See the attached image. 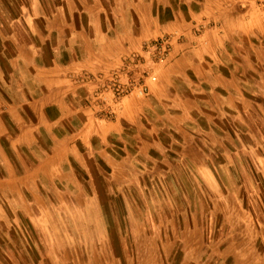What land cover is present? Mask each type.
<instances>
[{
    "label": "crops",
    "instance_id": "1",
    "mask_svg": "<svg viewBox=\"0 0 264 264\" xmlns=\"http://www.w3.org/2000/svg\"><path fill=\"white\" fill-rule=\"evenodd\" d=\"M53 7L31 15L41 17L42 29L12 33L11 54L5 46L0 54V197L20 199L26 214L43 213L57 197L78 208L82 197L116 196L146 162L182 157L202 165L201 136L228 132L221 119L249 114L264 87V43L249 40L264 37V17L236 1L69 0ZM164 34L180 38L152 71L157 79L146 78L147 95L116 101L109 90L92 101L109 75L128 79L126 55ZM86 74L102 79L76 81ZM5 212L0 204V219Z\"/></svg>",
    "mask_w": 264,
    "mask_h": 264
},
{
    "label": "rangeland",
    "instance_id": "2",
    "mask_svg": "<svg viewBox=\"0 0 264 264\" xmlns=\"http://www.w3.org/2000/svg\"><path fill=\"white\" fill-rule=\"evenodd\" d=\"M60 1L69 0H0V54L3 46L4 55L11 54L12 33L42 29L41 17L32 16L50 13ZM233 1L264 17V0ZM262 37L249 40L264 43ZM165 38L169 49L159 56L154 45ZM179 38L149 39L142 53L123 62L139 53L134 77L157 79L152 71L167 61ZM258 91L249 114L221 119L228 132L201 136L207 156L202 165L182 157L146 162L138 166L135 183L123 181L116 196L82 197L78 208L57 197L43 213L26 214L20 199L1 196L6 212L0 264H264V87Z\"/></svg>",
    "mask_w": 264,
    "mask_h": 264
},
{
    "label": "built area",
    "instance_id": "3",
    "mask_svg": "<svg viewBox=\"0 0 264 264\" xmlns=\"http://www.w3.org/2000/svg\"><path fill=\"white\" fill-rule=\"evenodd\" d=\"M169 44L168 38L162 39L158 43H155L154 47L157 51V54L159 56L166 55L169 49ZM138 60L139 59H137L134 55L132 60H128L124 63L125 74L128 76V79L125 81L126 83H121L123 76L121 72H114L113 74L109 75V77L102 80L98 87L93 91L92 101L97 103V100L104 98L107 94V91L109 90L113 92L116 101H120L126 94L133 91H137L140 95L147 94L148 86L145 74L138 77H134V75L130 77V71L133 70V67L137 64ZM152 78L155 79V77ZM99 79H102L101 75L96 76L86 74L83 77L76 78V81L87 84L91 81L96 82Z\"/></svg>",
    "mask_w": 264,
    "mask_h": 264
}]
</instances>
